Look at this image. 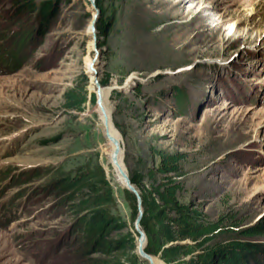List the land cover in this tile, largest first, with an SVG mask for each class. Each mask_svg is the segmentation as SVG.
<instances>
[{
    "label": "rangeland",
    "instance_id": "374dc122",
    "mask_svg": "<svg viewBox=\"0 0 264 264\" xmlns=\"http://www.w3.org/2000/svg\"><path fill=\"white\" fill-rule=\"evenodd\" d=\"M14 1L0 0V264H93L74 228L79 193L49 186L103 168L105 139L88 115L97 81L110 88L130 177L158 153L183 154L184 200L223 218L218 242L264 226V0H101L106 37L90 0H33L34 13L12 19ZM48 1L56 11L40 37ZM15 54L18 67L4 59ZM72 89L87 95L82 111L66 107ZM107 179L130 222L125 188Z\"/></svg>",
    "mask_w": 264,
    "mask_h": 264
},
{
    "label": "trees",
    "instance_id": "16d2710c",
    "mask_svg": "<svg viewBox=\"0 0 264 264\" xmlns=\"http://www.w3.org/2000/svg\"><path fill=\"white\" fill-rule=\"evenodd\" d=\"M97 7L101 13L97 30L100 37H106L110 24L101 0H97ZM35 8L33 0H15L11 18L34 13ZM40 9L39 26L33 32L43 37L55 15V2L42 3ZM8 57L4 58L6 62L15 64L13 67L19 66L16 63L18 55ZM65 99L66 107L82 111L87 95L82 90L72 89ZM157 157L158 163L146 174L136 173L130 177L142 198L141 227L148 239L146 252L159 255L165 264H264L261 258L264 257V243L253 240L264 236L262 223L236 231L240 240L218 242L217 238L229 230L223 218L212 221L200 204L184 200L185 188L179 180L184 155L158 153ZM49 187L63 193H79L83 214L74 228L88 236L81 254L85 259L93 264H142L135 253V236L131 231L138 215V200L132 192L123 189L131 210L128 222L117 213L113 186L101 167L78 170L74 175L57 179ZM96 255L99 256L94 258Z\"/></svg>",
    "mask_w": 264,
    "mask_h": 264
},
{
    "label": "bare ground",
    "instance_id": "6f19581e",
    "mask_svg": "<svg viewBox=\"0 0 264 264\" xmlns=\"http://www.w3.org/2000/svg\"><path fill=\"white\" fill-rule=\"evenodd\" d=\"M92 5V4H91ZM96 10V9H95ZM93 71L94 72H100V64L96 63L93 64ZM137 74L132 73L129 77L128 85L132 83V78H134ZM97 92L96 95L99 96L101 100L100 105H96L93 112H88V115L95 114L97 116V127L99 129L100 134L105 139V143L101 145V161L103 165V170L106 174L107 178H110L114 183L119 185L122 188H125L127 186L126 180H125V174H128L127 167L125 165L124 160V151L123 148L121 150V153L117 155V146L115 144V141H119L121 143L122 136L121 133L116 128L114 122H113V116H112V105L110 103V88L104 87V88H98L97 83ZM129 175V174H128ZM139 245V236H138V244ZM146 260L149 264V260ZM153 263L158 264V260L154 257Z\"/></svg>",
    "mask_w": 264,
    "mask_h": 264
},
{
    "label": "water",
    "instance_id": "95a60500",
    "mask_svg": "<svg viewBox=\"0 0 264 264\" xmlns=\"http://www.w3.org/2000/svg\"><path fill=\"white\" fill-rule=\"evenodd\" d=\"M90 3L96 8L97 13L99 15L100 14V10L98 9V7L96 5V0H90ZM94 30H95V27H94ZM97 86H98V88L101 87V85H100V83L98 81H97ZM96 104H98V105L101 104V100H100L98 95H96ZM115 144L117 146V155H119L121 153V150H122L121 143L119 141H115ZM124 177H125L126 184H127L125 189L129 190L130 192H132L136 196V198L138 200V215H137L136 220L134 222L135 231H136V233L139 236V245L137 246L138 255L142 259L149 260L150 264H154L153 263L154 255L147 253L146 250H145L146 246H147V243H148V239H147V235H146L145 231L141 227V219H142V217L144 215V209L142 207V198H141L140 192L136 188V186L132 183L130 175L125 174Z\"/></svg>",
    "mask_w": 264,
    "mask_h": 264
}]
</instances>
